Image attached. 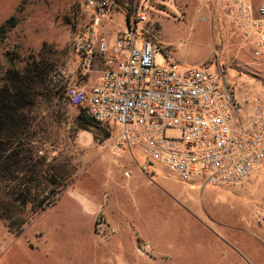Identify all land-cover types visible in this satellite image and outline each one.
Instances as JSON below:
<instances>
[{"label": "rangeland", "instance_id": "rangeland-1", "mask_svg": "<svg viewBox=\"0 0 264 264\" xmlns=\"http://www.w3.org/2000/svg\"><path fill=\"white\" fill-rule=\"evenodd\" d=\"M151 1L111 0L119 11L148 9ZM191 1L219 14H143L134 28L137 40L159 47L157 64L206 63L236 90L264 93V53L253 54L214 0ZM9 18L14 25L0 41V74L31 56L49 57L47 78L59 98L43 101L37 112L72 175L20 233L0 220V264H264V163L242 187L192 186L125 148L121 124L77 128L78 109L65 101L63 87L87 88L95 77L80 73L73 47L89 20L83 0H0V24ZM132 22L115 13L109 28L123 32ZM125 219L132 221L117 223Z\"/></svg>", "mask_w": 264, "mask_h": 264}, {"label": "built area", "instance_id": "built-area-1", "mask_svg": "<svg viewBox=\"0 0 264 264\" xmlns=\"http://www.w3.org/2000/svg\"><path fill=\"white\" fill-rule=\"evenodd\" d=\"M213 3L253 54H263L264 0ZM83 4L89 20L73 47L80 73L90 75L99 65L100 74L87 88L64 86L65 101L84 107L96 122L121 124V144L159 163L179 182L201 181L222 191L248 184L264 163L263 91L236 90L206 64H157L159 47L135 37L136 23L145 20L135 6L132 27L108 46L98 26L112 10L111 0Z\"/></svg>", "mask_w": 264, "mask_h": 264}, {"label": "trees", "instance_id": "trees-1", "mask_svg": "<svg viewBox=\"0 0 264 264\" xmlns=\"http://www.w3.org/2000/svg\"><path fill=\"white\" fill-rule=\"evenodd\" d=\"M126 19L129 22V12ZM12 21L0 24V41ZM52 64L41 53L0 74V220L15 234L54 202L72 175L58 161L47 140L48 130L41 124L45 118L37 112L43 101L51 103L60 93L47 78ZM76 108L77 128L100 127L102 123L94 121L84 107Z\"/></svg>", "mask_w": 264, "mask_h": 264}, {"label": "crops", "instance_id": "crops-1", "mask_svg": "<svg viewBox=\"0 0 264 264\" xmlns=\"http://www.w3.org/2000/svg\"><path fill=\"white\" fill-rule=\"evenodd\" d=\"M160 2L164 3V5L166 6L161 7ZM149 5H150V8L148 9H144L142 6L138 7L135 5L137 14H184V16L186 14H219L217 11H214L213 7L211 6L208 7L205 4L198 5L197 2L195 1L193 2L191 0H176V4L175 2L172 3L170 0H152ZM133 11H134V7H132V9H128V8L124 10L121 9V11H119V9H115L114 7H112V10L110 11L107 17L100 18L98 32L105 39L108 46L112 45L115 39V36L119 33V32L113 33V31H111L109 28L110 21L112 19V14H115V13L127 14L128 12L129 14H133ZM87 14H90L88 10H87ZM99 69H100V66L97 65L95 66V70L91 73L93 76H95L94 81L99 77V74H100ZM129 221H132V220L131 219L119 220V222L117 223L119 225H122L124 223L125 224L128 223Z\"/></svg>", "mask_w": 264, "mask_h": 264}]
</instances>
